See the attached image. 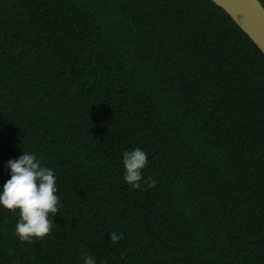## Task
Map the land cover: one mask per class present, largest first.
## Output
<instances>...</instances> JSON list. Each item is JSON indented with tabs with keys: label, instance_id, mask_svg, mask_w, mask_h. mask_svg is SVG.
I'll use <instances>...</instances> for the list:
<instances>
[{
	"label": "trees",
	"instance_id": "trees-1",
	"mask_svg": "<svg viewBox=\"0 0 264 264\" xmlns=\"http://www.w3.org/2000/svg\"><path fill=\"white\" fill-rule=\"evenodd\" d=\"M23 150L63 206L0 264H264V55L211 0H0V185Z\"/></svg>",
	"mask_w": 264,
	"mask_h": 264
},
{
	"label": "clouds",
	"instance_id": "clouds-1",
	"mask_svg": "<svg viewBox=\"0 0 264 264\" xmlns=\"http://www.w3.org/2000/svg\"><path fill=\"white\" fill-rule=\"evenodd\" d=\"M148 162V154L140 147L123 151V181L133 189L141 188L142 184L155 186V180L142 175ZM5 168L9 178L0 185V210L18 213L14 231L21 241L44 237L63 206L57 194L55 170L45 166L34 152L24 150L22 155L9 159ZM108 236L113 244L123 239V233L109 232ZM80 255L82 264H97L96 258L88 252Z\"/></svg>",
	"mask_w": 264,
	"mask_h": 264
},
{
	"label": "water",
	"instance_id": "water-1",
	"mask_svg": "<svg viewBox=\"0 0 264 264\" xmlns=\"http://www.w3.org/2000/svg\"><path fill=\"white\" fill-rule=\"evenodd\" d=\"M264 55V7L259 0H211Z\"/></svg>",
	"mask_w": 264,
	"mask_h": 264
}]
</instances>
